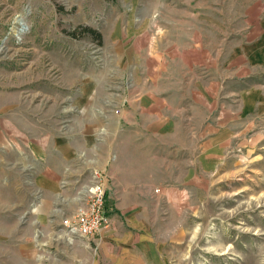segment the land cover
<instances>
[{
  "label": "rangeland",
  "instance_id": "rangeland-1",
  "mask_svg": "<svg viewBox=\"0 0 264 264\" xmlns=\"http://www.w3.org/2000/svg\"><path fill=\"white\" fill-rule=\"evenodd\" d=\"M263 8L264 0H0V227L11 231L31 210L34 178L44 158L58 163L52 150L65 128L106 104L117 116L135 94V64L145 79L158 57L175 127L122 134L130 191L110 179L107 206L120 229L115 263L102 264H264V119L238 118L229 135L209 130L228 64ZM103 137L111 148L112 135ZM160 141L165 149L150 157ZM91 183L73 212L63 204L59 229Z\"/></svg>",
  "mask_w": 264,
  "mask_h": 264
},
{
  "label": "crops",
  "instance_id": "crops-1",
  "mask_svg": "<svg viewBox=\"0 0 264 264\" xmlns=\"http://www.w3.org/2000/svg\"><path fill=\"white\" fill-rule=\"evenodd\" d=\"M255 17V28L248 33L228 64L231 76L226 77L222 85L224 101L215 125H209L211 132L229 135L234 132L238 118L264 119V8ZM150 70V75L142 79L143 70L135 64L132 73L135 94L124 99L125 107L123 103L119 104L117 116L106 112L111 111L106 104L107 109L100 110L98 114L82 115L84 123L65 128L68 135L52 150L57 164H47L46 158L43 159L36 151V160L43 159L42 164L46 166L34 178V201L31 210L25 213L28 220L23 215L11 231L0 227V264H102L103 260L115 263L114 241L120 229L117 215L110 214V230L91 243L71 240L63 227L59 229L56 220L60 213L65 212L63 204L74 205L69 210L67 208L69 212L77 208L75 204L79 200L81 186L90 184L94 172L106 174L107 189L113 178L119 192L127 194L130 191L121 183V166L125 165L122 154L127 146L130 147L121 141L122 134L163 136L174 130V122L170 118L176 113L170 105V95L159 89L165 71L160 58L154 60ZM111 117L115 118L114 124H106ZM104 134L112 135L111 148ZM147 148L152 157L153 150L161 153L165 144L154 142ZM34 149L37 150V146ZM110 149L114 155L112 158ZM106 170H110V174ZM128 171L132 173L131 168ZM29 226L31 233L28 234ZM59 253L66 256H58Z\"/></svg>",
  "mask_w": 264,
  "mask_h": 264
},
{
  "label": "built area",
  "instance_id": "built-area-1",
  "mask_svg": "<svg viewBox=\"0 0 264 264\" xmlns=\"http://www.w3.org/2000/svg\"><path fill=\"white\" fill-rule=\"evenodd\" d=\"M106 174L94 172L92 183L86 189V200L83 205L69 218L63 221V229L73 240L91 243L112 225L107 207Z\"/></svg>",
  "mask_w": 264,
  "mask_h": 264
},
{
  "label": "trees",
  "instance_id": "trees-1",
  "mask_svg": "<svg viewBox=\"0 0 264 264\" xmlns=\"http://www.w3.org/2000/svg\"><path fill=\"white\" fill-rule=\"evenodd\" d=\"M87 31L90 32V33H92V34H94V35H97V36L99 37V39L102 38L100 34H98L96 31H94V30H92V29H88ZM71 36L75 37V33L72 32V33H71Z\"/></svg>",
  "mask_w": 264,
  "mask_h": 264
}]
</instances>
